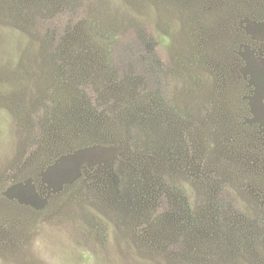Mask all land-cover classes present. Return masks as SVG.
Returning <instances> with one entry per match:
<instances>
[{"label": "rangeland", "instance_id": "374dc122", "mask_svg": "<svg viewBox=\"0 0 264 264\" xmlns=\"http://www.w3.org/2000/svg\"><path fill=\"white\" fill-rule=\"evenodd\" d=\"M0 264H264V0H0Z\"/></svg>", "mask_w": 264, "mask_h": 264}]
</instances>
